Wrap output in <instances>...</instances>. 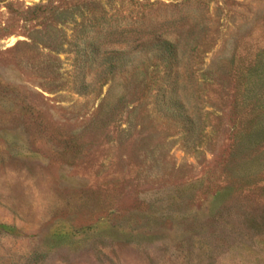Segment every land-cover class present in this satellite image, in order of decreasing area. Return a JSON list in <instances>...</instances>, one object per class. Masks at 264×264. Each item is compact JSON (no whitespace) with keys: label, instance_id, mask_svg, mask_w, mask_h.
I'll return each mask as SVG.
<instances>
[{"label":"rangeland","instance_id":"1","mask_svg":"<svg viewBox=\"0 0 264 264\" xmlns=\"http://www.w3.org/2000/svg\"><path fill=\"white\" fill-rule=\"evenodd\" d=\"M0 264H264V0H0Z\"/></svg>","mask_w":264,"mask_h":264}]
</instances>
